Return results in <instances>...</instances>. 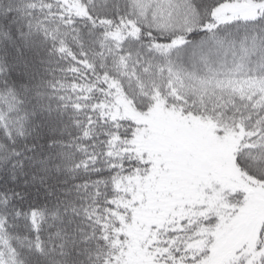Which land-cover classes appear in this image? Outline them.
Returning a JSON list of instances; mask_svg holds the SVG:
<instances>
[{
	"label": "snow or ice",
	"instance_id": "obj_1",
	"mask_svg": "<svg viewBox=\"0 0 264 264\" xmlns=\"http://www.w3.org/2000/svg\"><path fill=\"white\" fill-rule=\"evenodd\" d=\"M0 264H264V0H0Z\"/></svg>",
	"mask_w": 264,
	"mask_h": 264
}]
</instances>
